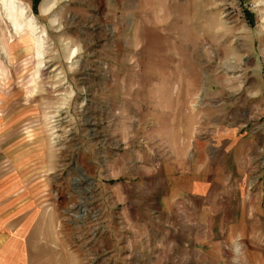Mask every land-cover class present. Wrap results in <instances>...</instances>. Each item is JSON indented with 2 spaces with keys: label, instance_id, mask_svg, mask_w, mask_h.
Returning a JSON list of instances; mask_svg holds the SVG:
<instances>
[{
  "label": "rangeland",
  "instance_id": "rangeland-1",
  "mask_svg": "<svg viewBox=\"0 0 264 264\" xmlns=\"http://www.w3.org/2000/svg\"><path fill=\"white\" fill-rule=\"evenodd\" d=\"M20 1L38 37L0 0V175L54 208L80 264H112L123 190L191 111L264 135V0Z\"/></svg>",
  "mask_w": 264,
  "mask_h": 264
},
{
  "label": "crops",
  "instance_id": "crops-1",
  "mask_svg": "<svg viewBox=\"0 0 264 264\" xmlns=\"http://www.w3.org/2000/svg\"><path fill=\"white\" fill-rule=\"evenodd\" d=\"M186 117L188 126L162 136L168 157L157 178L150 169L129 181L133 200L123 190L111 263L264 264L263 133L214 129L199 109ZM17 176L0 175V264H80L54 208Z\"/></svg>",
  "mask_w": 264,
  "mask_h": 264
},
{
  "label": "bare ground",
  "instance_id": "bare-ground-1",
  "mask_svg": "<svg viewBox=\"0 0 264 264\" xmlns=\"http://www.w3.org/2000/svg\"><path fill=\"white\" fill-rule=\"evenodd\" d=\"M3 4L1 6L3 16L10 22L12 28L20 29L21 25H27L30 33L34 37H38L36 33L37 24L30 14H27L25 7L22 5L20 0H2ZM38 40V39H37ZM38 42V41H37Z\"/></svg>",
  "mask_w": 264,
  "mask_h": 264
}]
</instances>
